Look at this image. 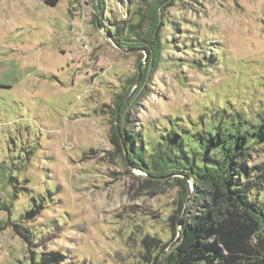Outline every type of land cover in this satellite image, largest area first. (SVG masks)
I'll return each mask as SVG.
<instances>
[{"label":"rangeland","instance_id":"rangeland-1","mask_svg":"<svg viewBox=\"0 0 264 264\" xmlns=\"http://www.w3.org/2000/svg\"><path fill=\"white\" fill-rule=\"evenodd\" d=\"M97 1L0 0V264H163L194 186L181 203L127 162L119 110L156 139L212 104L264 108V0H166L155 66L109 32L154 0Z\"/></svg>","mask_w":264,"mask_h":264},{"label":"trees","instance_id":"trees-1","mask_svg":"<svg viewBox=\"0 0 264 264\" xmlns=\"http://www.w3.org/2000/svg\"><path fill=\"white\" fill-rule=\"evenodd\" d=\"M165 1L148 2L141 15L136 7L130 14L138 17L136 22L121 20L124 26L114 25L109 31L122 47L147 49L153 66L161 51L158 9ZM98 4L96 9L102 10L104 0ZM211 111L210 116L204 112L189 122L175 118L159 129L156 139H144L127 119L123 122L120 109L118 127L127 147L126 160L154 180L180 181L181 203L189 194L186 180L194 186L192 210L163 264H264V162L249 164L251 150L264 142V108L252 112L250 107L212 104ZM114 137L121 147L117 131Z\"/></svg>","mask_w":264,"mask_h":264},{"label":"water","instance_id":"water-1","mask_svg":"<svg viewBox=\"0 0 264 264\" xmlns=\"http://www.w3.org/2000/svg\"><path fill=\"white\" fill-rule=\"evenodd\" d=\"M125 154H126V152H125ZM186 178H187V176H186Z\"/></svg>","mask_w":264,"mask_h":264}]
</instances>
